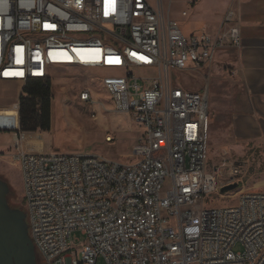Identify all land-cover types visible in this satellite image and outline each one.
I'll list each match as a JSON object with an SVG mask.
<instances>
[{"label":"built area","instance_id":"1","mask_svg":"<svg viewBox=\"0 0 264 264\" xmlns=\"http://www.w3.org/2000/svg\"><path fill=\"white\" fill-rule=\"evenodd\" d=\"M164 1L0 0L1 81L53 84L63 66L123 71L104 75L103 86L143 128L125 162L27 153L17 132L12 155L43 264H264V190L240 188L246 161L209 168L208 92L173 76L210 72L219 52L240 47L237 12L228 9L216 31L187 34ZM79 99L95 102L89 89ZM233 183L235 205L206 207V195Z\"/></svg>","mask_w":264,"mask_h":264},{"label":"rangeland","instance_id":"2","mask_svg":"<svg viewBox=\"0 0 264 264\" xmlns=\"http://www.w3.org/2000/svg\"><path fill=\"white\" fill-rule=\"evenodd\" d=\"M186 0L164 1L165 13L179 21L185 29L190 22L191 10ZM188 10L185 16L182 11ZM186 31V29H185ZM184 31V32H185ZM186 33V32H185ZM214 66V65H213ZM208 72L207 67L199 71H173L175 81L192 90L209 92V105L212 96L211 75L213 67ZM52 84V116L51 128L48 130H20L19 97L23 93L21 84L0 80V170L5 166V174L12 186L11 203L18 209H24V179L23 172L12 154L16 153L15 133L19 131L22 149L27 153L43 154L52 151L64 153L99 154L110 159L128 161L132 146L143 133V128L130 112L117 109L112 94L103 86L102 79L106 74H122L123 71L113 72L104 68H86L81 66H63L53 69ZM145 69L137 68L138 76L144 75ZM89 89L95 100L85 103L79 99L82 90ZM96 116H92V112ZM211 129L212 109L209 108ZM110 135L112 140H107ZM217 143L219 139L210 132L208 142V166L223 161V150ZM239 153L231 152L227 158L238 157ZM248 158V157H246ZM242 157V160H247ZM244 172L240 188L245 190H264V154L254 156V160ZM1 173V171H0ZM235 191H217L206 195V207H222L235 205ZM198 208L200 206H197ZM80 241L84 240L81 231L72 233V245L75 250ZM82 248H78L81 251ZM36 263L43 264L41 255L35 248ZM102 260L99 261L101 263Z\"/></svg>","mask_w":264,"mask_h":264},{"label":"crops","instance_id":"3","mask_svg":"<svg viewBox=\"0 0 264 264\" xmlns=\"http://www.w3.org/2000/svg\"><path fill=\"white\" fill-rule=\"evenodd\" d=\"M185 3L191 10L186 31L174 20L187 34L198 33L204 27L216 31L228 9L237 12L242 45L219 52L212 65L215 68L211 75L209 135L211 132L219 139L217 145L223 150L224 158L237 152L240 158L231 159L246 161L250 166L254 156L264 154V0H186ZM184 11L188 16V10ZM242 157L248 158L242 160ZM5 170L3 166L0 171L6 176Z\"/></svg>","mask_w":264,"mask_h":264},{"label":"water","instance_id":"4","mask_svg":"<svg viewBox=\"0 0 264 264\" xmlns=\"http://www.w3.org/2000/svg\"><path fill=\"white\" fill-rule=\"evenodd\" d=\"M238 183L225 185L222 191L233 190ZM7 187L0 180V249L4 246L11 262L15 258L17 264H36L35 247L24 225L25 211L17 209L10 212L4 202Z\"/></svg>","mask_w":264,"mask_h":264},{"label":"trees","instance_id":"5","mask_svg":"<svg viewBox=\"0 0 264 264\" xmlns=\"http://www.w3.org/2000/svg\"><path fill=\"white\" fill-rule=\"evenodd\" d=\"M52 96L51 83L39 79L28 81L19 97L21 131L51 128Z\"/></svg>","mask_w":264,"mask_h":264},{"label":"flooded vegetation","instance_id":"6","mask_svg":"<svg viewBox=\"0 0 264 264\" xmlns=\"http://www.w3.org/2000/svg\"><path fill=\"white\" fill-rule=\"evenodd\" d=\"M0 180H2V183L7 187V189L5 190V193H4V202L9 207L10 212H15V210H17L18 208H16L11 203V196H10V194H11V191H12V186L10 185L7 177H5V175L2 172L0 173ZM24 221H25L24 222V225L27 227V231H28V234H29V228H28V223H27V217H26V215H25V220ZM29 237H30V234H29ZM1 247H3V248L0 249V264H17L14 257L12 258V261L11 262L9 261L5 247L4 246H1Z\"/></svg>","mask_w":264,"mask_h":264}]
</instances>
